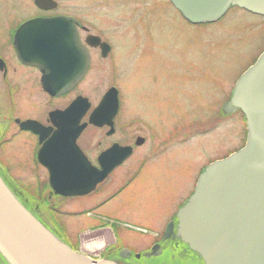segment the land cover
<instances>
[{
	"label": "flooded vegetation",
	"instance_id": "obj_1",
	"mask_svg": "<svg viewBox=\"0 0 264 264\" xmlns=\"http://www.w3.org/2000/svg\"><path fill=\"white\" fill-rule=\"evenodd\" d=\"M145 2L144 0H81L64 6L58 0H0V20L8 21L7 28L0 29V113L3 116L1 123L4 124L3 129L0 130V144H2L1 137L5 133L10 134L4 143H9L16 137L24 143L27 141L31 143L30 150L26 153H29L31 178L35 181L32 191L35 196L40 197V200L28 194L25 191L28 188L23 186V189L16 183L13 190L17 199L32 213L53 210L55 207L52 203L53 198L55 200L88 199L97 193L102 197L93 204L94 210L110 207L115 209L113 202H125L135 210L140 206L147 209L154 206H171V216L162 224L161 232L154 236L150 245L138 252L129 248H110L104 252L103 257L114 259L118 264H174L168 256L172 253L177 257L187 256L194 264H203L177 237L176 214L194 192L204 168L240 150L246 142L247 133L243 145L239 148L233 151L229 149L225 155L206 161L201 169L191 164L185 172V179H182L176 171L174 173L172 170H167L175 165L178 152L185 151L189 143L210 136L216 129L215 125L230 116L236 113L242 114L240 110L226 111V106L230 102L238 78L257 60L264 48L241 73L233 78L234 81H230V84L219 83L215 101L218 103H213L207 110L205 113L207 115L212 111L208 118L202 120L194 118L186 122L187 120L181 118H188L195 113L182 115L174 109V104L167 98L163 87L164 65L160 47L166 32H169L167 24L170 18L165 12V14L161 12L156 14L153 11L154 7L156 9L160 4L166 3L183 24L193 28L218 23L234 9L249 17V20L263 17L232 7L213 23L192 24L184 19L168 0H154L156 5H153L152 9L148 7L147 11L143 12L145 7L142 8V5H145ZM124 9H127L126 13ZM118 10L122 19L130 24L137 14H139L137 20H143L145 16L143 25L145 32L129 31L119 40L118 37L94 30L84 23L91 19H108L112 14L118 13ZM56 18L75 22L79 43L88 56V65L85 74L74 88L61 96L52 97L42 89L41 73L38 68L24 63L18 57L14 50V37L17 29L27 21ZM250 25L254 24L250 22ZM170 32L175 30L171 29ZM136 47L138 50L135 53ZM129 62L133 64L129 65ZM104 70L105 77L110 78L111 84L103 90L97 103L92 107L88 98L78 91L80 86L91 78L100 79ZM120 73L126 74V87L118 81ZM227 85L228 87L225 88ZM110 89L114 91L111 96L115 97L117 102L114 115L111 118L100 117L96 125L89 124L88 120L93 108L100 105ZM42 95L46 103L39 107L33 106L32 104L36 102L34 97L39 98ZM71 96L70 100L64 102ZM80 97L87 99L91 107L82 117L75 119L77 127L84 125L76 137V149L81 159L95 170L98 176L103 177L92 191L81 197H62L54 194L50 188V173L41 165L38 155L40 150H43V159L49 160L54 166L57 165L55 156L58 159L71 158L72 153L65 146V139L71 136L66 134L69 130L66 124L68 119L62 115ZM28 102L31 103L33 110L30 109ZM171 111H174V117H177L175 121H171L175 123L169 125L166 116L167 112L170 116ZM177 122L181 123L176 124ZM62 127H64L63 132L60 130ZM226 135L228 134L222 133L221 137L224 138ZM132 160L136 161L132 162ZM152 164H155V167ZM156 165H159L157 169ZM0 175L6 181H14L1 164ZM103 219L109 221L107 217ZM125 249L128 252H122ZM145 254L148 256H144Z\"/></svg>",
	"mask_w": 264,
	"mask_h": 264
},
{
	"label": "water",
	"instance_id": "obj_2",
	"mask_svg": "<svg viewBox=\"0 0 264 264\" xmlns=\"http://www.w3.org/2000/svg\"><path fill=\"white\" fill-rule=\"evenodd\" d=\"M169 1L192 24L213 23L231 6L264 16V0ZM14 49L24 63L39 69L42 87L53 97L73 88L87 70L88 56L79 43L75 22L69 19L24 23L15 34ZM113 92L108 91L92 111L89 124L114 115ZM89 107L86 99L78 98L62 115L68 119L66 134L71 136L65 146L71 158L55 156L54 166L43 159V150L39 152L55 194L84 195L103 177L81 159L75 145L84 127H77L75 119ZM235 110L246 121L244 147L208 165L177 213V237L203 264H264V51L235 85L226 111ZM0 256L6 264H118L114 259L95 260L74 252L24 207L1 177Z\"/></svg>",
	"mask_w": 264,
	"mask_h": 264
},
{
	"label": "rangeland",
	"instance_id": "obj_3",
	"mask_svg": "<svg viewBox=\"0 0 264 264\" xmlns=\"http://www.w3.org/2000/svg\"><path fill=\"white\" fill-rule=\"evenodd\" d=\"M58 1L65 6V4L78 3L81 0ZM153 5H156L154 0H147L145 5H142V8L145 7L143 12L147 11L148 7L152 9ZM123 11L126 13L127 9ZM172 11L166 3L160 4L156 9L154 7L153 11L156 14L166 13L165 15L170 18L167 24V27H169L167 31L169 32H166L165 39L160 47L163 52L164 65L163 87L167 98L173 102L174 109L182 115L195 113L188 118H181L182 120L189 122L194 118L206 119L212 114V111L208 115L205 113L213 103H216L219 83L226 84L232 81L263 50L264 19L251 18L249 20V17L243 13L239 17L234 16V13L239 12L234 9L229 11L218 23L193 28V26L183 24L182 20ZM117 12L115 15L109 16L108 19H91L84 23L94 30L107 32L110 36L118 37L119 40L126 32L144 31L145 16L143 20H137L136 17L139 15L137 14L132 20V24H130V22L122 19L119 10ZM100 17H103V15H100ZM250 22L254 25H250ZM7 26L8 21L0 20V29H6ZM145 27L147 26L145 25ZM171 29L175 32H170ZM135 49L136 53L138 49L137 47ZM132 64V62H129V65ZM105 76L106 72L104 70L100 79L91 78L90 81L80 86L78 93L88 98L92 107L97 103L103 90L111 84L110 78ZM125 77L126 74L120 73L118 81L123 87L127 86ZM34 98H36V102L32 104L33 106L38 105L37 107H39L46 103L43 95ZM71 98L72 96L64 102ZM28 103L30 109L33 110L31 103ZM174 114V111H171L170 116H168L169 112H167L166 120L169 125L175 123L171 122L177 117H174ZM0 115V130H2L4 127V124L1 123L3 116L2 113ZM180 123L177 122L176 124ZM215 127L213 134L202 140L193 141L188 144L185 151H179L175 159V165L168 168L167 171L172 170L174 173L176 171L177 174L182 176V179H185V172L191 164L201 169L206 161L221 157L226 154L227 150L233 151L243 145L246 131L242 114L236 113L220 124L215 125ZM221 132L228 135L222 138ZM9 134L2 135V144H0V164L14 179L9 184L12 187L18 185L22 188L23 186L28 188L25 191L36 200H40V197L35 196L34 191H32L35 181L31 178V166L28 162L29 153H26V151L29 152L31 143L30 141L24 143L17 137L9 143H4L5 140H8ZM135 161L132 160V162ZM158 166L156 165V169ZM153 167H155V164ZM101 197V194L97 193L88 199L55 200L53 198L54 209H47V211L38 213L36 216L71 245L73 249L83 251V253H86L81 249L83 233L104 224L105 222L101 221L103 217H107L108 223L115 222L110 228L115 230L117 236L112 229H105L109 234L110 242L115 244L117 241L115 246L118 249L129 248L138 252L152 243L154 236L161 232L162 224L171 216V206H154L151 209L140 206L135 210L131 209V205L125 202H113L112 205L116 207L115 209H111V207L104 210L92 209L93 204L97 203ZM95 216L97 217L94 218Z\"/></svg>",
	"mask_w": 264,
	"mask_h": 264
},
{
	"label": "bare ground",
	"instance_id": "obj_4",
	"mask_svg": "<svg viewBox=\"0 0 264 264\" xmlns=\"http://www.w3.org/2000/svg\"><path fill=\"white\" fill-rule=\"evenodd\" d=\"M240 15H242V13L238 12L236 16L239 17ZM254 64H255V62L250 67H252ZM250 67H248L246 69V71ZM243 117H244V115H243ZM244 119H245V117H244ZM245 123H246V121H245ZM0 177H1V175H0ZM2 180L7 185V187L10 189L11 188V185L9 184L10 181H6L3 178H2ZM30 213L33 216H35L39 221H41L40 218L36 216L37 214L32 213V212H30ZM110 245H113V243L110 242L109 234L107 233V230H105V229H100L99 231H96L93 233H91L90 231H86L82 235L81 249L84 250V252H86V254H88V255H97L103 249H105V247L110 246ZM168 256L170 257V260L174 264H194V262L187 256L180 255L179 257H177L176 255H174L172 253H169ZM105 259H107V258H105ZM0 264H6L1 256H0Z\"/></svg>",
	"mask_w": 264,
	"mask_h": 264
}]
</instances>
